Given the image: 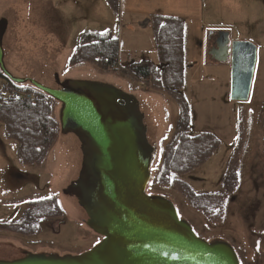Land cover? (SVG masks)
Here are the masks:
<instances>
[{"label":"rangeland","instance_id":"rangeland-1","mask_svg":"<svg viewBox=\"0 0 264 264\" xmlns=\"http://www.w3.org/2000/svg\"><path fill=\"white\" fill-rule=\"evenodd\" d=\"M202 1L204 24L184 20L183 93L190 108L192 133L212 134L220 143L215 154L201 167L187 176H175L172 181H184L197 195L218 192L241 132L239 183L227 199L221 222L212 223L192 208L172 182L168 186L157 182L161 152L174 134L179 118L177 103L168 95L146 91L149 80L145 87L137 88L128 81L134 76L121 77L116 73L104 76L126 92L147 100L143 110L151 112L149 123L158 139V155L148 194L171 200L178 215L190 224L198 238L220 239L230 244L240 264H264V248L261 250L264 240V0H200V4ZM4 15L13 31L14 51L24 71L30 70L35 61L47 60L54 65L53 73L59 72L62 78L93 76L96 70L90 65L69 66L70 58L87 32H111L112 38L119 42L123 65L133 61L130 56L141 57L139 53L155 63L157 60L152 32L139 25L129 31L107 0H0V19ZM214 30H227L231 32V41L248 42L257 48L248 102L231 100L230 64H220L206 53L208 33ZM56 107L58 113L59 104ZM63 143L59 139L40 167H24L17 159V144L5 137L0 123V221L19 219L30 201L53 196L65 211L59 227L53 222H42L33 238L0 232V244H13L35 253L80 255L101 241L75 219L73 207L61 194L62 185L73 169L72 163L68 165L71 156L66 152L73 154L76 150L71 142ZM0 254L5 251L0 250Z\"/></svg>","mask_w":264,"mask_h":264},{"label":"water","instance_id":"water-1","mask_svg":"<svg viewBox=\"0 0 264 264\" xmlns=\"http://www.w3.org/2000/svg\"><path fill=\"white\" fill-rule=\"evenodd\" d=\"M9 21L0 19V72L17 86L30 85L59 104L60 142H71L72 171L61 194L75 219L101 238L80 254L31 252L2 243L0 264H240L227 242L198 238L174 203L147 192L158 155L157 135L141 97L99 78H62L44 87L11 74L3 64ZM214 52L231 66L230 98L248 102L257 48L218 33Z\"/></svg>","mask_w":264,"mask_h":264},{"label":"trees","instance_id":"trees-1","mask_svg":"<svg viewBox=\"0 0 264 264\" xmlns=\"http://www.w3.org/2000/svg\"><path fill=\"white\" fill-rule=\"evenodd\" d=\"M107 3L116 14L119 0H107ZM150 28L156 46L157 63L143 60L122 68H113L119 54L118 40L112 38L111 33L87 32L70 58L69 66L86 64L92 66L96 70L93 73L99 76L116 73L121 77L131 75L149 80L146 91L168 95L177 103L179 118L174 134L161 152L157 182L161 186H168L172 182L173 187L186 197L192 208L212 223L221 222L227 199L236 191L239 183L237 167L242 143L241 132L218 192L197 195L184 181H172L173 177L187 176L206 163L218 150L220 142L212 134L192 133L190 108L183 93L184 21L155 15L150 19ZM11 86L41 97L37 103L0 101V123L5 137L17 144L18 162L24 167H40L59 144L57 104L30 86H15L12 83ZM66 154L71 156L68 152ZM69 160L68 165L72 163ZM64 218L65 211L56 197L37 199L28 203L19 219L0 221V232L33 238L42 222L59 225Z\"/></svg>","mask_w":264,"mask_h":264},{"label":"crops","instance_id":"crops-1","mask_svg":"<svg viewBox=\"0 0 264 264\" xmlns=\"http://www.w3.org/2000/svg\"><path fill=\"white\" fill-rule=\"evenodd\" d=\"M201 5L202 8H204V1H202V4H200V0H119L118 12L116 13V15L119 16V19L123 25L129 27V31H134V28L139 25L144 29L148 28L152 32L150 28V19L152 16L155 15L167 18L180 19L183 21L187 20L197 25H203L205 22V15L204 11L201 10ZM5 15L4 17H6ZM219 32H227L230 38L231 32H228L227 30H214L210 34L208 33V36H216ZM60 37L63 41H65L64 36ZM199 43L200 42L198 41V44ZM200 46L203 47L202 43H200ZM139 54H142V56H130L133 61L129 62L127 65L132 63H139L143 60L155 63L152 58L145 56L143 53ZM118 61L122 66H126L123 65L122 55L120 57V54H118ZM157 62L158 56L156 63ZM92 75L93 76H90V78L96 77L104 80H106L105 76H107H99L94 73H92ZM139 97H141L144 103L147 104V100L143 96Z\"/></svg>","mask_w":264,"mask_h":264},{"label":"flooded vegetation","instance_id":"flooded-vegetation-1","mask_svg":"<svg viewBox=\"0 0 264 264\" xmlns=\"http://www.w3.org/2000/svg\"><path fill=\"white\" fill-rule=\"evenodd\" d=\"M217 41H219L218 35L209 36L206 43V53L214 61H216L215 60L216 58H221L220 54L214 52V49H216ZM13 44H15L14 34L9 26L7 33L3 38V45H2V48L4 50L3 64L6 66L7 70L16 77L31 79L39 86L48 87L53 85L55 73H53L54 65L50 63L51 61H47V60L35 61L33 62V65L30 66V70L28 71L21 70V66H22L21 59L16 57ZM144 112L148 118V121H151V117H150L152 116L151 112H149V110H148L149 113H147V111ZM60 224L61 223H59L58 226H60ZM100 240L101 238L99 237V241ZM263 248H264V240L263 242H261L262 251Z\"/></svg>","mask_w":264,"mask_h":264},{"label":"built area","instance_id":"built-area-1","mask_svg":"<svg viewBox=\"0 0 264 264\" xmlns=\"http://www.w3.org/2000/svg\"><path fill=\"white\" fill-rule=\"evenodd\" d=\"M114 67H120L121 64L117 60L113 63ZM128 81H131L137 88L145 87L147 84V80L138 79L136 77H129ZM13 100H22L25 102H39L41 97L38 95L31 94L29 92H25L21 89L11 86V82L2 75L0 72V101L8 102Z\"/></svg>","mask_w":264,"mask_h":264}]
</instances>
